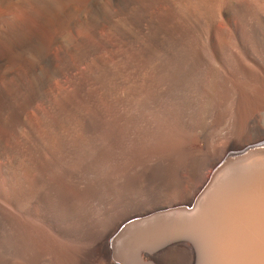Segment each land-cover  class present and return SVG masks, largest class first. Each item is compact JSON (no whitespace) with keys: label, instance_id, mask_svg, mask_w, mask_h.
<instances>
[{"label":"bare ground","instance_id":"6f19581e","mask_svg":"<svg viewBox=\"0 0 264 264\" xmlns=\"http://www.w3.org/2000/svg\"><path fill=\"white\" fill-rule=\"evenodd\" d=\"M111 257L264 264V0H0V264Z\"/></svg>","mask_w":264,"mask_h":264},{"label":"rangeland","instance_id":"374dc122","mask_svg":"<svg viewBox=\"0 0 264 264\" xmlns=\"http://www.w3.org/2000/svg\"><path fill=\"white\" fill-rule=\"evenodd\" d=\"M145 250H146V249H145ZM111 258H112V257H111ZM112 259H113V258H112ZM113 260H114V259H113ZM114 261H115L116 264H122V263L117 262L116 260H114Z\"/></svg>","mask_w":264,"mask_h":264}]
</instances>
